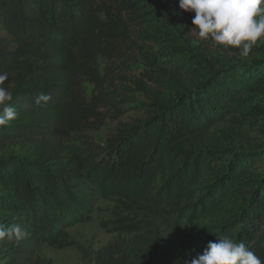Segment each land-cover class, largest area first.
Returning <instances> with one entry per match:
<instances>
[{
    "label": "trees",
    "instance_id": "trees-1",
    "mask_svg": "<svg viewBox=\"0 0 264 264\" xmlns=\"http://www.w3.org/2000/svg\"><path fill=\"white\" fill-rule=\"evenodd\" d=\"M111 1L113 9L93 0H0V73L18 113L0 127V225L25 233L0 241V264H55L40 244L67 238L89 217V191L100 181L124 210L156 215L160 227L142 224L128 243L106 245L98 264H185L221 238L264 261V148L235 150L216 128L264 117V61L212 69L160 18L161 0ZM136 27L164 47L142 54L151 83L138 82L144 114L103 145L89 135L78 147L63 142L72 129L101 126L102 113L80 101L78 77ZM40 94L51 99L37 104Z\"/></svg>",
    "mask_w": 264,
    "mask_h": 264
},
{
    "label": "rangeland",
    "instance_id": "rangeland-1",
    "mask_svg": "<svg viewBox=\"0 0 264 264\" xmlns=\"http://www.w3.org/2000/svg\"><path fill=\"white\" fill-rule=\"evenodd\" d=\"M166 1H160V18L169 21L183 40L196 47L207 66L217 69L227 64L250 62L254 59L264 61V43L255 45L251 54L244 57L239 49L223 50L216 47L211 40H200L195 36L194 30L189 32L194 13L172 15L171 12L178 13L182 10L179 9L178 3L169 4ZM93 3L100 9L114 8L111 0H93ZM138 28L135 32L130 29L126 31L130 42L126 40L118 51L101 55L96 58L94 64L87 63L83 68L78 77L80 101L102 113V124L94 132L72 129L63 142L78 147L84 142L86 135H89L95 142L103 145L106 136L120 124H131L144 114L148 99L139 90L138 82H145L147 86L151 83L146 80L150 66L142 54L144 52L156 54L164 47L138 37ZM0 36H5L1 28ZM235 119L237 123L224 122L216 127L222 131L225 144H231L235 150L264 148V117L256 119L237 116ZM92 121L93 118L88 120ZM109 182L110 178L107 179V183ZM89 192L92 204L89 217L68 227L67 238L58 240L56 244L41 243L39 250L41 256L53 259L55 264H98L95 259L96 253L106 245L115 242L128 243L142 224L149 228L160 227L156 215L147 212L145 216L135 217L128 210H124L118 203L120 198L109 193L103 181ZM144 219L145 222L142 221ZM188 231L189 228L181 227L182 234Z\"/></svg>",
    "mask_w": 264,
    "mask_h": 264
},
{
    "label": "clouds",
    "instance_id": "clouds-1",
    "mask_svg": "<svg viewBox=\"0 0 264 264\" xmlns=\"http://www.w3.org/2000/svg\"><path fill=\"white\" fill-rule=\"evenodd\" d=\"M179 9L194 12L189 32L200 40H211L223 50L239 49L247 57L253 47L264 43V0H178ZM7 73H0V127L8 126L18 116L10 103L13 93L5 86ZM40 94L36 103L50 100ZM25 233L19 225H0V241H19ZM185 264H264L243 242L231 238L209 241L202 254Z\"/></svg>",
    "mask_w": 264,
    "mask_h": 264
}]
</instances>
